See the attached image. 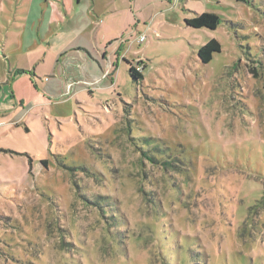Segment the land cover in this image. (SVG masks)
I'll use <instances>...</instances> for the list:
<instances>
[{
	"label": "rangeland",
	"instance_id": "obj_1",
	"mask_svg": "<svg viewBox=\"0 0 264 264\" xmlns=\"http://www.w3.org/2000/svg\"><path fill=\"white\" fill-rule=\"evenodd\" d=\"M68 1L0 0V57L37 77L13 83L26 105L31 82L56 80V45L79 44L81 74L105 71L95 48L113 65L112 84L46 92L28 133L13 129L0 264H264V0H88L75 34L8 56L25 12L57 21ZM204 13L215 30L186 25ZM213 39L220 52L203 64Z\"/></svg>",
	"mask_w": 264,
	"mask_h": 264
},
{
	"label": "crops",
	"instance_id": "obj_2",
	"mask_svg": "<svg viewBox=\"0 0 264 264\" xmlns=\"http://www.w3.org/2000/svg\"><path fill=\"white\" fill-rule=\"evenodd\" d=\"M88 5V0H69L68 9H66L65 4L62 5L63 11H66H64V15L57 10L56 16L59 18L57 21H55L54 18H52V20L42 19L40 21L39 16L35 15V13L38 14L37 9H30L29 12H31V15H28L29 12H25L24 15H27L26 22L29 24L28 27H26L28 34L24 40L20 39L19 45H14L12 48H9L8 56L14 53L28 54L40 48L48 47L45 45L46 42L51 38L53 42L57 41L62 33L75 34V31H77L76 28L81 25L83 21V14L84 16L86 15L84 8ZM84 19L87 20V17H84ZM86 24L87 23H85L82 28H84ZM29 31H31V33H29ZM37 33L39 34L37 35ZM86 44H90L91 47H94L91 39H89ZM78 45L76 41H72L55 46L53 51L55 52L56 58H58V67L56 66L58 76L57 78L55 77L56 80H54L53 83L50 81L55 78H50V80H48L50 84L46 86L39 87L37 83L31 82L35 89L33 92L35 96L32 99L33 101L28 103L29 105L25 104L23 97L19 91L15 89V84L13 85V83L18 81V78L30 75L18 74L17 72L19 70H23L18 63L12 65L8 57H5V59L0 57V163L3 159H8L7 151H9L10 148L7 146L6 142L14 132L13 129H16L19 124L23 123L24 132L28 133V126L25 122V118L30 116L29 111L32 110L33 107L35 108L37 104L41 103L39 99H44L42 94H46V92L60 94L70 91H73L72 93L74 94H82L85 91L84 88L95 89L96 86L107 87L109 84H112L110 74L113 65L109 62L111 57L109 52L107 53L104 49H102V51L94 47L96 59L100 56L99 59L106 69L103 71L94 64H90L88 73L81 74L78 69L79 65H77L73 59H70V57L74 55L72 53H81L78 49H73L74 46ZM98 51L102 52L98 53ZM121 57L122 60H126L124 53ZM95 63L98 64L97 61H95ZM56 67L53 68V72H56ZM60 72H62V74ZM31 75L37 78L34 74ZM18 109H20V113H18Z\"/></svg>",
	"mask_w": 264,
	"mask_h": 264
},
{
	"label": "trees",
	"instance_id": "obj_3",
	"mask_svg": "<svg viewBox=\"0 0 264 264\" xmlns=\"http://www.w3.org/2000/svg\"><path fill=\"white\" fill-rule=\"evenodd\" d=\"M185 23L188 27L193 29L215 30L219 24V18L212 13H204L195 15L193 18L186 20ZM220 49V44L213 39L198 49L197 56L203 64H206L211 61L213 54L220 52ZM128 64V73L132 80L135 82L142 80V74L139 73V71H136L135 67L131 66L129 62ZM17 73L31 75V72L25 70H19ZM149 160H152V158H149Z\"/></svg>",
	"mask_w": 264,
	"mask_h": 264
},
{
	"label": "built area",
	"instance_id": "obj_4",
	"mask_svg": "<svg viewBox=\"0 0 264 264\" xmlns=\"http://www.w3.org/2000/svg\"><path fill=\"white\" fill-rule=\"evenodd\" d=\"M144 41H145V36H143V35L139 36L138 42L139 43H143ZM135 69H136V71H140V67L139 66H136Z\"/></svg>",
	"mask_w": 264,
	"mask_h": 264
}]
</instances>
